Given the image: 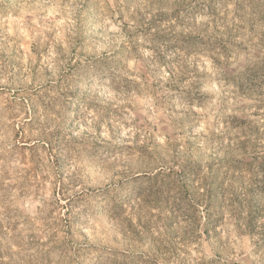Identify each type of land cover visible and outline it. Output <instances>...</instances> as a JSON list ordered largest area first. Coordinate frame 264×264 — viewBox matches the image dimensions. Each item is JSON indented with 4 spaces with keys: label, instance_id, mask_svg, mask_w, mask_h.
Here are the masks:
<instances>
[{
    "label": "rangeland",
    "instance_id": "rangeland-1",
    "mask_svg": "<svg viewBox=\"0 0 264 264\" xmlns=\"http://www.w3.org/2000/svg\"><path fill=\"white\" fill-rule=\"evenodd\" d=\"M177 262L264 264V0H0V264Z\"/></svg>",
    "mask_w": 264,
    "mask_h": 264
},
{
    "label": "trees",
    "instance_id": "trees-1",
    "mask_svg": "<svg viewBox=\"0 0 264 264\" xmlns=\"http://www.w3.org/2000/svg\"><path fill=\"white\" fill-rule=\"evenodd\" d=\"M214 195L215 191L209 184H206L205 187L202 188V191L195 192L193 197L198 203L203 204V207L206 211L205 213L208 214V212L213 209L212 201ZM176 264H182V262H177Z\"/></svg>",
    "mask_w": 264,
    "mask_h": 264
}]
</instances>
